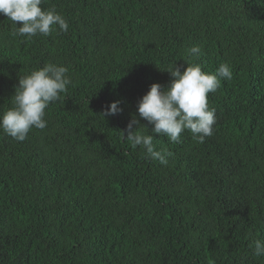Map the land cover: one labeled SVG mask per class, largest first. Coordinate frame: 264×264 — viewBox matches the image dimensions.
Listing matches in <instances>:
<instances>
[{"label": "trees", "instance_id": "1", "mask_svg": "<svg viewBox=\"0 0 264 264\" xmlns=\"http://www.w3.org/2000/svg\"><path fill=\"white\" fill-rule=\"evenodd\" d=\"M67 32L28 39L0 14V114L51 63L72 83L24 141L0 130V264H264V0H43ZM22 22H17V27ZM199 45V56L189 49ZM232 70L203 143L154 134L169 163L126 139L168 70ZM120 101L123 111L103 117ZM137 126V127H139Z\"/></svg>", "mask_w": 264, "mask_h": 264}, {"label": "clouds", "instance_id": "2", "mask_svg": "<svg viewBox=\"0 0 264 264\" xmlns=\"http://www.w3.org/2000/svg\"><path fill=\"white\" fill-rule=\"evenodd\" d=\"M43 0H0V14L8 17L15 26L12 35L31 39L37 35L48 36L53 32H67L69 24L56 10H42ZM17 22L22 26L17 27ZM199 45L189 49L190 55L199 56ZM168 70L173 77L169 85L153 83L150 90L138 102L141 119L153 125L152 133L140 131L139 120L133 117L127 125L126 139L133 148L140 147L147 159L169 163L172 155L167 149L157 150L154 134L167 137L177 143L181 135L189 131L193 138L203 143L214 133L217 122L215 109L209 108L208 96L215 93L221 80H230L232 70L227 62L221 63L215 73L202 70L199 64ZM68 68L48 63L44 67L21 76L12 97L13 107L0 114V130L17 141H24L35 128L47 126L46 109L59 101L61 93L72 83ZM120 101H114L105 109L103 117L114 116L123 111ZM139 126V127H137ZM255 257L264 256V240L256 239L250 245Z\"/></svg>", "mask_w": 264, "mask_h": 264}]
</instances>
